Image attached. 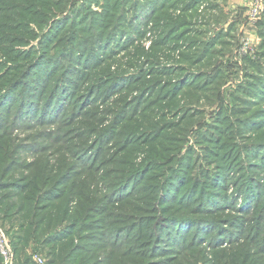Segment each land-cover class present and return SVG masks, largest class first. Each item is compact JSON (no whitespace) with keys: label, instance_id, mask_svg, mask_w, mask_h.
<instances>
[{"label":"rangeland","instance_id":"obj_1","mask_svg":"<svg viewBox=\"0 0 264 264\" xmlns=\"http://www.w3.org/2000/svg\"><path fill=\"white\" fill-rule=\"evenodd\" d=\"M33 2L36 21L10 43L21 57L0 53V194L32 184L40 206L66 208L55 238L71 232L93 261L114 250L127 254L115 264H264V25L240 56L241 29L210 9L221 1L191 15L178 11L187 0L158 13L148 0ZM182 24L166 41L178 49L156 45ZM176 64L216 75L210 97L191 90L180 111L160 106L156 85L145 92L175 79Z\"/></svg>","mask_w":264,"mask_h":264},{"label":"trees","instance_id":"obj_2","mask_svg":"<svg viewBox=\"0 0 264 264\" xmlns=\"http://www.w3.org/2000/svg\"><path fill=\"white\" fill-rule=\"evenodd\" d=\"M33 1H35V5L37 7L42 6L46 3L47 0H0V53L4 55L8 60L14 61L20 54L18 52H14V49L12 48L11 39H13V35L15 31H20L22 33L27 32L25 22L27 20H31L32 22H35L36 19L34 18V14H32L31 11H33ZM56 1V0H55ZM150 2H160L158 6H156L155 13H158L159 11L162 12V10L167 9L168 11H171L175 7V2L177 0H148ZM220 1V0H215ZM205 0H187L183 5H181V10H178L182 13V15H191L194 14V12L199 11L200 5L204 4ZM55 4V2H54ZM31 7V8H30ZM210 9L220 11L221 8L218 6V4L212 3L210 4ZM15 15L16 24L13 28V24H10L8 21L11 19V17ZM221 15H223L221 13ZM4 21V22H3ZM6 24V25H5ZM264 25V13L262 14V17L259 22V26L261 27ZM183 26H186V24H182L181 27L177 28H169V31L165 33V38L161 40V43H157L156 45L160 44L163 47H165L167 44L171 45L173 49H176L178 47L177 42L174 43H167L168 40H177L182 36L185 30L181 31L180 29L183 28ZM175 32V33H174ZM177 32L181 34H177ZM180 35V36H179ZM179 48V47H178ZM177 48V49H178ZM196 48H194L195 51ZM204 49V47H203ZM213 54V52H211ZM21 57V56H20ZM188 59L194 58L191 55L187 57ZM185 58V59H187ZM205 58V54L201 56H197L196 59H192L195 61L194 65L201 62L202 59ZM173 67H176L174 71H176L177 75L175 79H171V81L165 83L163 80L159 79H152L148 80L146 82L147 87L145 92H148L153 88V85H156V97H161L160 99V106L163 103H167L170 109L174 110H180L176 104L178 105L180 102V97H184L189 91L193 92L196 91L198 93L204 94L206 98H209L210 96L208 93L213 92V88L216 85V75H213L212 77L207 78L206 74L204 72H184L185 68L180 67L179 64L174 65ZM173 68L170 70L168 69H161L163 71V74L167 71L171 72ZM161 70H152L155 71L156 74H161ZM194 70V69H193ZM188 71V70H187ZM196 71V70H195ZM152 73L150 72L149 75ZM170 75V74H168ZM150 78V76L148 77ZM1 79V78H0ZM9 78H6V81H8ZM168 86V90L165 91L164 87L162 86ZM155 92V90H154ZM147 93V94H148ZM198 95V94H197ZM173 104L174 107L170 104ZM169 108H167L169 110ZM162 113V112H161ZM162 116V115H161ZM163 117V116H162ZM191 116H186L180 118L179 122L182 125L183 123H187L188 121H191L187 118H190ZM164 118V117H163ZM178 122V124H179ZM151 123L153 124L151 127V130H163L165 127L164 125H158L161 124L158 121L151 120ZM166 123V122H165ZM167 125H170L169 123H166ZM161 127V128H160ZM158 130V131H159ZM4 138V135H0V140ZM1 151H3L2 159L0 160L1 165H5L10 159L7 157V147L4 145ZM6 165L5 168H0V177L5 175ZM36 187L32 184H27L26 186L20 187L16 192L13 194H6L2 193L0 194V210L3 209L4 212L0 218V220L9 219L10 223V231H12V228L17 227L18 233H14L15 235H11V243H12V249L14 258H16L20 263L23 264H34L31 260V256L27 255L25 253L26 246H28L30 243L32 244V252H43L45 249V246L53 245L56 243H59L60 245L58 247H51L48 250H46V264H68V262H72L71 264H115V261L117 260L119 263V259L122 258L124 255L123 253H117L114 250H109L108 252H105L104 255L108 257V262H105L104 260H100V258H96L95 261L92 260L91 257V250H84V251H77L72 250V248L69 246L70 243V235H72L71 232H69L70 235H62L60 238H55L54 232L57 229V226L60 223H64L68 217V210L66 208H56L52 204H44L43 206H40L39 203H37V199L39 198L38 195H36ZM71 196V194H69ZM70 196L68 197L70 199ZM59 199V198H58ZM86 206H82V209H84ZM56 210L58 212H56ZM71 216V215H70ZM7 217V218H6ZM79 216L74 217L73 220L79 221L81 220ZM105 223H110V221L104 219ZM7 231V230H6ZM112 245H115L114 243ZM44 248V249H43ZM79 248V247H78ZM77 248V249H78ZM43 249V250H42ZM78 250H81L79 248ZM97 250V249H96ZM75 255H72V252ZM91 251V252H90ZM87 254H90V256H87ZM72 257L74 259L72 260ZM125 257V256H124ZM122 264H128L127 262H123ZM134 264V262L130 263ZM141 264H144L141 262Z\"/></svg>","mask_w":264,"mask_h":264},{"label":"built area","instance_id":"obj_3","mask_svg":"<svg viewBox=\"0 0 264 264\" xmlns=\"http://www.w3.org/2000/svg\"><path fill=\"white\" fill-rule=\"evenodd\" d=\"M264 13V0H249V6L247 10V19L250 22L259 20ZM254 40L255 37L252 34H244L241 32L240 45L237 49V53L240 56L251 55L254 53ZM0 260L1 264H14V254L12 249V243L9 236L0 230ZM34 260L38 264H44L45 261L42 257L34 256Z\"/></svg>","mask_w":264,"mask_h":264},{"label":"crops","instance_id":"obj_4","mask_svg":"<svg viewBox=\"0 0 264 264\" xmlns=\"http://www.w3.org/2000/svg\"><path fill=\"white\" fill-rule=\"evenodd\" d=\"M220 1L222 3V8L220 10V13L226 16L227 22H230L234 28L237 27V31L239 32L241 29V32H243L244 34L254 35L257 41L258 37L256 35L257 32L256 29L259 26L260 19L256 20L255 22H250L247 19L249 0H220ZM25 253L31 256V260L34 264H38L34 260V256H33L37 254L32 252V249L31 251L25 249ZM39 257H42L44 259L45 261L44 264L47 263L46 258L43 257L41 254L39 255ZM0 264H1V260H0ZM14 264H23V263H20L16 258H14Z\"/></svg>","mask_w":264,"mask_h":264}]
</instances>
